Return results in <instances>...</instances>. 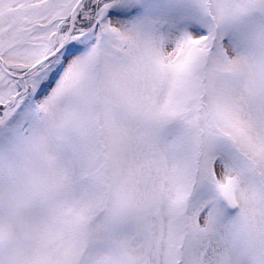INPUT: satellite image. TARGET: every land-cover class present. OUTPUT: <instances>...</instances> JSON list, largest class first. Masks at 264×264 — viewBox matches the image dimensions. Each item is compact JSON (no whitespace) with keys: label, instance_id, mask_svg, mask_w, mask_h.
Masks as SVG:
<instances>
[{"label":"snow or ice","instance_id":"snow-or-ice-1","mask_svg":"<svg viewBox=\"0 0 264 264\" xmlns=\"http://www.w3.org/2000/svg\"><path fill=\"white\" fill-rule=\"evenodd\" d=\"M0 264H264V0H0Z\"/></svg>","mask_w":264,"mask_h":264}]
</instances>
